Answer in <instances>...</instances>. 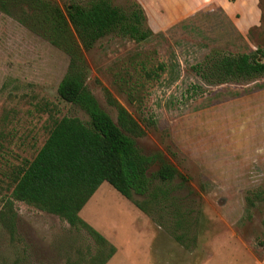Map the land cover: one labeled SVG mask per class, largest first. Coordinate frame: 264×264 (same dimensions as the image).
Returning <instances> with one entry per match:
<instances>
[{
  "label": "rangeland",
  "instance_id": "obj_1",
  "mask_svg": "<svg viewBox=\"0 0 264 264\" xmlns=\"http://www.w3.org/2000/svg\"><path fill=\"white\" fill-rule=\"evenodd\" d=\"M195 1L111 0L135 2L152 37L110 35L83 52L85 85L99 107L115 121L106 90L142 130L138 149L160 153L185 179L170 193L188 211L180 228L169 203L147 216L107 183L97 188L78 215L115 248L111 264H264V77L207 85L191 70L214 53L264 47V0ZM67 61L0 12V264H83L98 247L80 228L10 198L16 171L53 120L87 122L56 94ZM141 63L165 69L147 79Z\"/></svg>",
  "mask_w": 264,
  "mask_h": 264
},
{
  "label": "trees",
  "instance_id": "obj_2",
  "mask_svg": "<svg viewBox=\"0 0 264 264\" xmlns=\"http://www.w3.org/2000/svg\"><path fill=\"white\" fill-rule=\"evenodd\" d=\"M63 5L49 0H0L2 14L66 55V70L56 94L87 117V122L74 117L52 121L35 156L16 171L10 198L83 230L98 244L83 264H105L115 248L78 216L97 188L107 183L147 216L151 207L169 203L176 211L170 215L175 219L173 226L180 228L185 219L186 224L188 211L182 213L181 200L170 193L181 187L172 184L176 178L185 179L160 153L145 155L138 149L135 138L142 130L106 90L105 101L115 110L114 122L85 85L83 52L97 41L112 35L141 43L152 37L141 8L135 2L121 8L111 0H68ZM164 69L162 64L155 70L140 64L147 79L158 78ZM191 70L207 85L249 82L264 77V47L249 54L214 53ZM154 165L156 169L150 172ZM134 195L144 200L134 201ZM183 234L173 237L180 242Z\"/></svg>",
  "mask_w": 264,
  "mask_h": 264
},
{
  "label": "crops",
  "instance_id": "obj_3",
  "mask_svg": "<svg viewBox=\"0 0 264 264\" xmlns=\"http://www.w3.org/2000/svg\"><path fill=\"white\" fill-rule=\"evenodd\" d=\"M155 1H157V2H166V3H172L173 2V0H169L170 2H167L168 0H155ZM196 1H199V0H196ZM196 1L194 2V4L192 3V2H188L189 3V5L191 6V4H193L192 6H194L195 5V3H196ZM173 4V3H172ZM87 203V202H86ZM83 208V207H82ZM82 210V209H81ZM80 210V211H81ZM79 214V213H78ZM79 216V215H78ZM105 239V238H104ZM106 240V239H105ZM116 255H117V252L115 251V253L112 255V257L105 263V264H111L112 263V261L116 258ZM147 264H148V262H147Z\"/></svg>",
  "mask_w": 264,
  "mask_h": 264
}]
</instances>
